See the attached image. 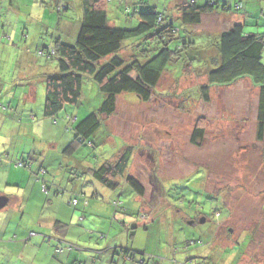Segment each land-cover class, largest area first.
<instances>
[{
  "label": "rangeland",
  "instance_id": "1",
  "mask_svg": "<svg viewBox=\"0 0 264 264\" xmlns=\"http://www.w3.org/2000/svg\"><path fill=\"white\" fill-rule=\"evenodd\" d=\"M57 1L13 0L11 4L9 0H0V15L7 20L5 29H0V33L11 32L17 26L20 33L19 39H4L9 45L6 49L12 55L9 68L1 67L8 64L6 58L0 62V108L5 112L0 114V142L3 141L0 149L4 157L9 155L13 158L14 153L24 152L25 149L30 154L34 142L35 150H43L51 146L50 140L58 144L66 142L68 146L75 138L73 124L77 121L73 114L77 108L67 105L59 113H64L66 120H52L53 127L46 124L40 126L38 121L32 127L27 125L29 120L32 121L28 108L35 111L40 105L43 108L45 97L27 101L23 95L24 86L40 85L45 92L43 74L54 73L58 68L56 59L45 54L39 57L38 53L44 47H51L58 38L68 43L76 39L74 35L82 17L80 2L63 0L70 8L59 13L55 9ZM150 2L160 11L166 7L169 14L177 17L174 0ZM200 2L203 3V0ZM218 2L219 9L211 15H204L202 23L194 28L196 49L186 52L178 65L167 67L162 81L155 88L156 97L145 103L134 94H122L117 101L116 114L103 123L91 138L95 147L89 142L78 145L66 160L60 156V167L56 166V146L52 144L51 152L45 156L47 175L42 176L45 181L37 182L41 187L46 184L49 188V195L44 194L46 197H42L41 204L55 198L51 187L58 184L54 183V179L62 180L64 185L58 200L49 202L44 213L53 214L55 204L59 203L62 206L61 215H66L65 222L74 218L73 224L83 225L89 230L83 237L86 242L70 240L71 243L98 250L99 244L104 241L117 242L145 255L162 257L164 260L157 262L159 264H264V155L263 144L256 138L259 90L249 79L240 80L230 87L213 85L209 92L210 100L205 103L200 99L199 89L208 83L206 72L214 68L213 61L219 55V36L228 30L231 22L245 21L246 32L264 33V2L260 7L258 0H241L243 7L235 10L234 0H226L232 7L228 11L222 9L225 0ZM126 7L132 8V5L110 0V25L128 26L126 13L129 10ZM135 23L137 20H134ZM176 23L180 26V22ZM131 42L126 41L125 44ZM27 69L31 71L29 74ZM13 77L21 82L18 90L22 101L21 105L14 103L10 106L7 98L13 96L9 89V79ZM24 81L27 83L23 86ZM2 86L5 88L2 89ZM103 100L98 86L85 78L79 107L82 117L79 120L98 110ZM15 107H19L18 118L25 115L23 125L1 122L2 115L12 121ZM70 116L71 119H68ZM201 119L205 135L201 145L195 146L191 137ZM126 146L134 149L126 176L141 180L145 188L143 197L135 195L124 178L119 179V188L110 190L87 172L105 160L115 159ZM35 152L34 156L41 158L37 156L40 153ZM68 175L72 180H67ZM0 186L3 187V194L11 195L5 184ZM118 198L125 203L128 216L133 220L132 227L137 226V229H131L134 234L129 240L125 232H119L123 229L122 225L113 221L112 204ZM74 199L78 200L77 206L71 204ZM117 214L116 219L122 217V214ZM83 216H86L85 221H82ZM144 216L147 220L142 219ZM202 219L205 221L202 222ZM111 222L115 224L114 230ZM32 251L38 252L41 259L42 256L46 259L44 250L29 248L21 261H16L19 253L12 257L13 261H8L11 255L6 252L3 258L0 257V264H25L23 260L28 259ZM97 262L100 264V261ZM73 263L35 261V264Z\"/></svg>",
  "mask_w": 264,
  "mask_h": 264
},
{
  "label": "trees",
  "instance_id": "2",
  "mask_svg": "<svg viewBox=\"0 0 264 264\" xmlns=\"http://www.w3.org/2000/svg\"><path fill=\"white\" fill-rule=\"evenodd\" d=\"M9 1L11 4L13 3V0ZM174 1L178 12L176 18L166 11V7L163 11L158 10V7L152 5L150 0H120L122 3L132 5V8L126 7L129 10L126 13L128 26L122 28L117 27L115 24L110 25L108 19V3L110 0H79L82 17L75 41L68 43L58 38L54 44L52 43L51 47H44L38 53L39 57H43L45 54L49 58L56 59L58 63V68L55 69L56 72L43 75L46 86L43 115L56 120L60 115L59 113L67 105L77 108L74 115L77 123L73 124L75 138L63 150L65 156L72 155L78 145L86 142L95 147L91 138L95 136L103 123L116 114L117 101L122 94L131 93L142 102H149L155 96V88L162 81L167 67L173 64L178 65L186 52H192L193 49H196L194 43L196 31L194 28L202 23L204 15L215 13L220 6L218 0H203V3L200 0ZM234 3L235 10H240L243 7L241 0H234ZM69 8V4L64 3L63 0H58L55 4V9L59 13L68 11ZM231 8L227 2L224 6L222 5L224 11ZM134 20H137V23L134 24ZM176 22H180V26ZM17 23L20 24L18 20ZM246 25L245 21L236 23L219 36L217 42L219 55L217 56L216 53L217 57L213 61L214 68L206 72L208 83L199 88L201 91L200 99L205 103L209 102V92L213 85L230 87L240 80L249 79L253 87L258 88L260 94L256 138L258 142L263 144L264 155V33L246 32ZM126 41L132 42L125 44ZM124 56L130 59H126ZM0 62L2 63V59H0ZM1 67L9 68L8 64L1 65ZM85 78L98 86L104 100L98 110L90 112L79 120L80 117L77 116V113H79V107L81 106L80 99ZM181 107H183L182 103ZM62 115L64 116H61V119L66 120V115L64 113ZM68 119H71V116ZM201 125L202 119L196 123L191 137V143L195 146L201 145L205 135V129ZM133 150L132 146H126L117 154L115 159L105 160L101 165L90 168L87 172L91 173L96 181L110 190L119 188V179L124 178L126 184L134 190L135 195L143 197L145 188L141 180L131 175L126 176ZM33 157L35 160L33 159V162H31L30 160ZM32 158L30 159L27 156L26 159L17 161L16 166L31 175L36 174L39 181H43V177L47 175L45 162H36L38 157L34 155ZM76 173H80V171H76ZM76 177L78 176L76 175ZM70 179L68 175L67 180ZM54 183L57 184L56 179H54ZM58 183L63 182L61 180ZM62 187L56 185L51 187L54 190V197L56 196L51 199V202L58 200L57 197L62 192ZM41 189L43 195H49V188L46 184H43ZM72 193L76 192L73 191ZM117 200H114L112 204L114 209L113 221L114 223L117 221L122 225L123 229L121 228L119 232L120 234L125 232L129 240L134 234L131 229L133 231L137 229V226L132 227L133 220L128 216L125 203L123 204L119 198ZM49 202L50 200L46 201L45 209ZM57 204L59 203L55 204L54 211L58 210ZM71 204L77 206L78 200H72ZM117 213L122 214V217L116 219ZM142 219L147 220V217L144 216ZM85 220L86 216H83L82 221ZM52 223L55 232L53 236H47L43 233L42 226L37 225V223L35 230L24 240L20 242L12 238L3 240L0 242V247L3 250L7 245L5 243L14 245L18 242L29 245L28 247L31 249L43 247L44 251L48 246H52L53 258H57L58 254H61L62 257L65 255L63 259L68 258L73 253L83 256L84 261H74L73 264H97V261H100V264H121V261H124L123 264L127 262H131V264H159L157 262L164 260L162 257L145 255V253L135 251L131 247L119 245L117 242L112 243L111 241L108 242L110 247L106 249V253L111 255V261L104 262L105 260L102 259L104 252L98 253V250L86 249L77 245V243L70 242L66 223L55 221V219L52 220ZM111 223V227L115 228V224ZM195 223L196 218L194 219ZM79 226L76 225L78 228ZM82 228L83 236L72 241H87L83 240V237L89 230L85 227ZM190 243L194 244L195 242ZM112 244L114 245L111 246ZM198 244H202V242H198ZM80 253L83 255H80ZM8 254L11 255L8 261H13L12 257H15L16 254L19 255L16 261H21L22 257L25 256L24 253L15 250L8 251ZM36 255L33 252L28 259L23 261L28 264H30V261H39L40 258L37 259ZM43 255H45V252ZM4 256L0 252V257L3 258ZM49 256L46 255V258L53 260ZM32 258H35V260H32ZM185 264L191 263L185 262Z\"/></svg>",
  "mask_w": 264,
  "mask_h": 264
},
{
  "label": "crops",
  "instance_id": "3",
  "mask_svg": "<svg viewBox=\"0 0 264 264\" xmlns=\"http://www.w3.org/2000/svg\"><path fill=\"white\" fill-rule=\"evenodd\" d=\"M263 2L264 0H259V6L262 7L263 6ZM5 21H4V20ZM0 29H5L6 25H7V20L6 17L3 18L2 15L0 16ZM4 23V25H3ZM237 23V22H236ZM234 22H231V25L229 26L228 30L234 25L236 24ZM18 28L19 26L15 27L12 29L11 32H2L0 33V59H4L6 58L8 61V66L11 65V59H12V55L11 53L6 49L8 48L9 45H7V43L4 42V39L7 38H15V39H19L20 38V33L18 32ZM80 29V25L78 26V31ZM77 31V34H78ZM75 34V32H74ZM74 35L75 36H77ZM3 51L8 53H4ZM10 69H13L10 68ZM31 71L29 69H27V74H29ZM7 74L8 71H6ZM44 75V74H43ZM10 76H12V73H10ZM10 83H9V89H10V93L13 96H10V98H7L10 101V106L13 105L14 103L16 105H21V101L22 98L19 99V85H21V82H18V78L16 79L15 77H13L12 79H9ZM250 82V80H249ZM3 83H7L6 81H4ZM15 83V84H14ZM27 83L26 81L23 82V86L24 84ZM5 86H2V89H4ZM26 89H28V91L25 93ZM46 89V86H45ZM2 91V90H1ZM28 92H30V95L28 97ZM23 95L25 100L29 101V100H37L38 97L42 98L46 97V90L45 92H42V86L38 85V86H24L23 87ZM25 103V102H24ZM39 110L35 111L34 109L28 108L29 111V116L32 118V121L29 120L27 125H30L33 127V125L36 124V121H38V125L40 126H44L45 124L47 126H52L53 127V122L52 120H54L53 118H47L43 115V108L42 105L39 106ZM16 108V107H15ZM18 108L13 110V114L11 116V120L9 119H5V117L2 115L1 116V122H5L7 124H14L16 126H21L24 123L25 120V115H22L21 117H17L18 116ZM77 110H74V113H76ZM5 112H2L1 108H0V114H3ZM63 113H61L59 115V119H61V116ZM66 114H68V112H66ZM69 115V114H68ZM75 115V114H73ZM71 115V116H73ZM77 116H81L80 113H77ZM58 119V120H59ZM47 120V121H44ZM76 120V119H75ZM52 124V125H50ZM15 131V130H14ZM19 133V132H17ZM20 134V133H19ZM25 136L28 137H37L33 134H25ZM0 143H3V141H1ZM49 144L52 146V144H55V153L57 154L56 156V166L57 165H61V159L60 156L62 157V160H66L68 157L65 156L63 150L66 147V142H64L63 144H58L56 141H51L49 142ZM51 146L50 147H46L45 149L41 150L40 148H38V150H35V142L33 143L34 149L30 152V154H27V149H25L24 152L19 151L17 154L14 153V155H12L13 158H10L9 155L7 157L3 156V151L0 149V185L5 184L6 190L8 191V193H10L11 195H5L3 194V187L0 186V197H6L8 199V204L5 208H3L2 210H0V242H2L3 240H9V239H14L16 241H22L24 240L30 233H32L35 228H36V224L37 225H41L42 229H43V233H45L47 236H53L55 234L54 232V226L52 223V220L55 219V221H60L63 223H67L65 221H67L66 219V215L65 213H63L61 215V205L57 204L56 207L58 208L57 211H54L53 214H42L41 210L45 209L44 205L46 202H43V204H41L42 202V197H46L42 194V189L39 183H37L39 181L38 176L36 174H29L28 172L18 168L16 166V164L13 163V161H19L21 159H25V156L30 157V159L32 158L33 155H36L37 153L35 151H38L37 156L41 157L38 158L36 162L38 161H42L45 162L47 161V159L45 160V156L47 153L51 152ZM34 157L30 160L31 162H33ZM35 160V159H34ZM45 181V179L43 180ZM58 186L62 187L63 183H58L59 178L56 179ZM41 182V181H40ZM15 189V190H14ZM23 192V193H20ZM56 197V196H55ZM49 200V199H48ZM47 200V201H48ZM54 201V200H53ZM52 201V203H53ZM51 202V201H50ZM39 213V214H38ZM217 213V212H216ZM217 215H219V213H217ZM231 216V214H230ZM218 217V216H217ZM73 219H70V221L67 223L68 225V234L70 240L73 239H79V237L81 238L83 236L84 232H81V230H83V226L80 225L79 228L76 227V224H73ZM219 225V224H218ZM75 226V227H73ZM226 226V225H224ZM72 228H75L72 230ZM78 232V234H77ZM215 239V237H214ZM7 244L6 247L2 250V247H0V252H2V255H5L4 253L10 251V250H15L17 252H22V253H26L27 250L30 248L28 247L29 245H24L21 243L16 242V244L14 245H9V243H5ZM114 244H112L111 246H113ZM18 246V247H17ZM108 246V247H107ZM99 249H98V253L99 252H104V254L102 256H104L102 259L105 261H111L110 259V254L106 253V249L110 247V245H108L107 241H104L103 244H99ZM43 249V247L38 248V250ZM32 250V249H31ZM34 251L31 252V254H33ZM45 255H50L49 257L52 258L53 260H48L47 258L44 259L42 256V259L40 258V254L38 252H35L36 258H40L39 261H84L83 256H79V255H73L71 254L70 256H68V258L61 254H58L57 258H53L52 254V246H48V248L45 249ZM57 255V254H56ZM72 256V257H71ZM71 257V258H70ZM62 258V260H61ZM74 258V259H73ZM8 259V258H7ZM35 260V258H32V260ZM73 259V260H71ZM38 261V260H37ZM86 261V259H85ZM30 264H35V261H30Z\"/></svg>",
  "mask_w": 264,
  "mask_h": 264
},
{
  "label": "water",
  "instance_id": "4",
  "mask_svg": "<svg viewBox=\"0 0 264 264\" xmlns=\"http://www.w3.org/2000/svg\"><path fill=\"white\" fill-rule=\"evenodd\" d=\"M8 204V199L6 197H0V210H2L3 208H5ZM205 220L202 219V222H204Z\"/></svg>",
  "mask_w": 264,
  "mask_h": 264
},
{
  "label": "bare ground",
  "instance_id": "5",
  "mask_svg": "<svg viewBox=\"0 0 264 264\" xmlns=\"http://www.w3.org/2000/svg\"><path fill=\"white\" fill-rule=\"evenodd\" d=\"M195 244V243H194Z\"/></svg>",
  "mask_w": 264,
  "mask_h": 264
}]
</instances>
